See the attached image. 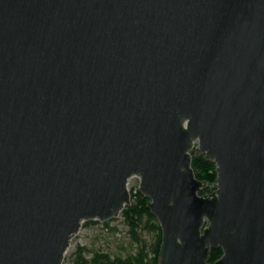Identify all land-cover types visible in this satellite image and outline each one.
Instances as JSON below:
<instances>
[{
    "label": "water",
    "instance_id": "1",
    "mask_svg": "<svg viewBox=\"0 0 264 264\" xmlns=\"http://www.w3.org/2000/svg\"><path fill=\"white\" fill-rule=\"evenodd\" d=\"M135 178L158 264H264V0H0V264H66Z\"/></svg>",
    "mask_w": 264,
    "mask_h": 264
},
{
    "label": "trees",
    "instance_id": "2",
    "mask_svg": "<svg viewBox=\"0 0 264 264\" xmlns=\"http://www.w3.org/2000/svg\"><path fill=\"white\" fill-rule=\"evenodd\" d=\"M193 169L198 180L208 184L217 182V166L207 161L205 156L193 160ZM132 203L121 214V221L126 230L122 243L118 245L121 251L106 249H89L78 246L69 257V264H158L162 245V229L156 217L148 209L150 199L142 195L137 187L132 188ZM111 222H105L106 229L118 234V227H111ZM87 225L96 222L86 223ZM98 224V223H97ZM125 243L129 246L125 247ZM223 256L221 248L212 249L211 263Z\"/></svg>",
    "mask_w": 264,
    "mask_h": 264
},
{
    "label": "rangeland",
    "instance_id": "3",
    "mask_svg": "<svg viewBox=\"0 0 264 264\" xmlns=\"http://www.w3.org/2000/svg\"><path fill=\"white\" fill-rule=\"evenodd\" d=\"M134 187H139V180L136 178L132 179V188ZM112 221L113 222H111L110 226L118 227V229L120 230V232H118V234L116 235L113 234L112 231H108L106 229L105 222H96V224H86V226H83L79 235L73 240L71 244V247L68 251L66 264H69V257L78 246H86L89 247V249L93 250L106 249L113 252L118 251V245L123 242L121 240L124 239L126 230L122 224L120 217ZM128 246L129 244L125 243V247Z\"/></svg>",
    "mask_w": 264,
    "mask_h": 264
},
{
    "label": "bare ground",
    "instance_id": "4",
    "mask_svg": "<svg viewBox=\"0 0 264 264\" xmlns=\"http://www.w3.org/2000/svg\"><path fill=\"white\" fill-rule=\"evenodd\" d=\"M121 217V216H120Z\"/></svg>",
    "mask_w": 264,
    "mask_h": 264
}]
</instances>
